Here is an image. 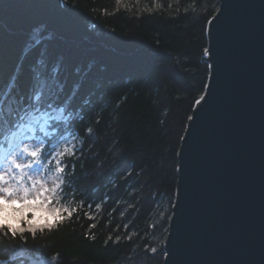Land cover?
Instances as JSON below:
<instances>
[{
	"label": "trees",
	"instance_id": "obj_1",
	"mask_svg": "<svg viewBox=\"0 0 264 264\" xmlns=\"http://www.w3.org/2000/svg\"><path fill=\"white\" fill-rule=\"evenodd\" d=\"M218 8L219 0H0V24L17 36L0 83L27 68L35 49L55 56L50 68L71 55L72 75L60 76L66 96L79 89L65 113L72 121L65 132L80 149L67 161L76 182L65 204L85 207L35 241L28 236L23 264L29 254L57 257L50 264H163L179 150L208 84L203 50ZM53 15L71 19L73 29L46 27ZM61 219L12 230L35 233ZM20 243L5 239L0 258L9 260Z\"/></svg>",
	"mask_w": 264,
	"mask_h": 264
},
{
	"label": "water",
	"instance_id": "obj_2",
	"mask_svg": "<svg viewBox=\"0 0 264 264\" xmlns=\"http://www.w3.org/2000/svg\"><path fill=\"white\" fill-rule=\"evenodd\" d=\"M163 264H264V0H219Z\"/></svg>",
	"mask_w": 264,
	"mask_h": 264
},
{
	"label": "snow or ice",
	"instance_id": "obj_3",
	"mask_svg": "<svg viewBox=\"0 0 264 264\" xmlns=\"http://www.w3.org/2000/svg\"><path fill=\"white\" fill-rule=\"evenodd\" d=\"M209 23H213V21H209ZM45 25L48 28L63 29L67 32H70L74 27L71 19L59 18L55 15L51 19L46 20ZM0 37H3L4 40V45L0 48V67H2V62L17 36L9 27L2 23L0 24ZM30 54H32V59L28 67L23 68L22 66V71L16 73L15 82L0 83V136L11 133L16 141V143L9 145L8 150L0 149V161H3L2 166H0V184L21 179L23 183H27L29 180L33 181L36 177H39V183L43 185V194L48 196L51 193L52 197L50 199L54 197L56 201L60 202L61 194L63 193L66 196L67 190L76 182L74 179L75 171L67 161L80 150L74 145H69L67 137L64 136V132L67 127L71 126L72 122L70 115L66 116L65 113L69 112L72 107V100L79 89L74 88L73 92L66 96V84L61 79L60 72L63 71L68 76H71L74 64L71 55H66L65 62L60 69L50 68V65L55 61L53 54L49 52L41 53L35 49H30ZM203 55L205 57L209 56L210 49L204 48ZM212 67L213 65H209V68ZM13 69H15V65H13ZM24 88L29 90L27 98L21 91ZM33 98L35 103H33ZM205 99V95H200L195 100L196 105H201ZM25 100L27 107H25ZM29 110L42 111L47 117L44 120V124L51 129L50 134H45L44 140L33 146L25 142L23 131L24 118L29 114ZM21 113H23V116ZM189 119H192V117H189ZM87 132L91 134V129H87ZM49 135L51 139H48ZM57 137H60L67 146L59 150L56 147L49 148L48 145L56 140ZM33 139L35 140V137ZM40 171L45 174L42 176L33 174ZM49 173H51V186H49ZM9 195L10 192L6 194V198ZM72 195L75 197L76 193L73 192ZM80 195L82 196L84 193L81 192ZM84 207V202L77 204L75 207L64 206L62 211L63 219L57 221L51 227L36 230L35 233L27 230L21 231L20 229L12 230L7 223L0 224V245H3L4 240L8 238L19 240L21 243L13 246L19 250L10 255L9 260L20 258L21 264H23V259L26 256L25 245H27L28 236H31L33 241H35L38 234L42 235L46 230L58 228L66 220H71L78 215ZM97 208H99V205H97ZM84 215L88 219H94L90 212H85ZM25 224L26 221L21 220V227H24ZM90 227L95 228V223L91 224ZM119 240L120 237H116L117 243ZM150 250L152 253L157 252L155 247ZM27 259L29 264H50V261L57 259V257H46L41 254L33 256L29 254ZM0 264H6V261L0 259Z\"/></svg>",
	"mask_w": 264,
	"mask_h": 264
},
{
	"label": "rangeland",
	"instance_id": "obj_4",
	"mask_svg": "<svg viewBox=\"0 0 264 264\" xmlns=\"http://www.w3.org/2000/svg\"><path fill=\"white\" fill-rule=\"evenodd\" d=\"M73 139L74 137L70 140L69 145H75V141H73ZM26 143H28L30 146L39 144V143H33V142H26ZM64 147H66L65 144H63L62 148ZM33 174L41 175V176L44 175L43 171H40L39 173H33ZM48 175H49V186H51V178H50L51 174L49 173ZM9 183H12V181H9ZM30 183H31V186L29 188L32 187L31 180H30ZM9 192H10V195L7 198L5 197L3 200H0V217L4 215L14 216L16 213H20L23 211V209L26 208L28 209V211L24 212L23 216H21L20 218V224H21V220H24V221L32 220L36 213H40V212L49 213V211L53 209V206H56V209H57L55 211V214L51 216V219H49L48 215H45L43 219V223L44 222L51 223L62 217V211L64 209V204H61V202L57 204V201L55 200L54 197L47 201L42 198L36 203L25 204V200L29 199V197L31 196V193H29V196L22 197L21 199H18V200H13L12 192L11 191ZM44 196L47 197V194H44Z\"/></svg>",
	"mask_w": 264,
	"mask_h": 264
},
{
	"label": "clouds",
	"instance_id": "obj_5",
	"mask_svg": "<svg viewBox=\"0 0 264 264\" xmlns=\"http://www.w3.org/2000/svg\"><path fill=\"white\" fill-rule=\"evenodd\" d=\"M11 159V158H10ZM39 177H36L32 181V187L28 188L25 187L23 184L20 185V187H17L16 183H6V184H0V200H3L6 197V194L11 191L12 192V199L18 200L22 197L29 196V193H31V196L29 199L25 200V204L29 203H36L40 199L50 200V197H52V194L49 193L47 197L43 194V185L39 183ZM57 204H59V201L57 200ZM56 206H53V209L49 211V213H36L32 220L28 221L29 224L33 223H43V219L45 215H48L49 219H51V216L55 214ZM28 211V209H23L22 212L16 213L14 216L4 215L0 217V224L7 223L12 228H19L20 225V218L23 216L24 212ZM22 231V229H21Z\"/></svg>",
	"mask_w": 264,
	"mask_h": 264
},
{
	"label": "bare ground",
	"instance_id": "obj_6",
	"mask_svg": "<svg viewBox=\"0 0 264 264\" xmlns=\"http://www.w3.org/2000/svg\"><path fill=\"white\" fill-rule=\"evenodd\" d=\"M66 199H67V196H63V197H61V204H64V206H66V204H65V202H66ZM59 202V203H60ZM44 223H46V222H44ZM44 223H33V225L34 226H37V225H42V224H44ZM1 259V258H0Z\"/></svg>",
	"mask_w": 264,
	"mask_h": 264
}]
</instances>
